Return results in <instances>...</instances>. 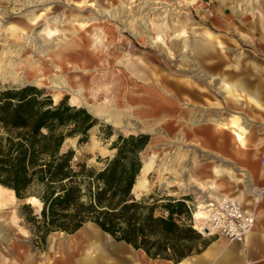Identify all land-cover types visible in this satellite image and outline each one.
Masks as SVG:
<instances>
[{
	"label": "rangeland",
	"instance_id": "rangeland-1",
	"mask_svg": "<svg viewBox=\"0 0 264 264\" xmlns=\"http://www.w3.org/2000/svg\"><path fill=\"white\" fill-rule=\"evenodd\" d=\"M202 1L0 0V88H42L54 104L66 99L70 106L83 107L96 117L101 124L90 130L89 141L76 150L77 157L91 165L98 164L97 157L113 155L109 147L117 135L148 134L149 144L141 160L147 158L150 166L145 174L141 172L138 179H144V188L133 191L134 196L188 195L194 215L199 206L215 199V189L189 173L191 165L185 154L193 153L197 164L200 157L195 150L161 146L153 113L144 119L120 116L115 122L109 105L120 109L126 98L156 96L159 110L158 89L168 92L170 82L178 81V85L195 87L209 97L206 119L221 123L224 120L219 119L227 121L237 115L255 129L264 128V108L253 105L244 91H238L239 99L234 100L219 84L221 79L244 84L246 90L258 91L264 103V0H231L236 16L220 26L203 21L198 11ZM203 31H210L218 43L214 40L206 54L196 55L205 47L200 36ZM59 51L65 52L70 63H62L61 69L52 67ZM132 61L146 69L147 79L129 72ZM28 62L40 72L36 74ZM54 76L65 78L69 88L52 87ZM106 125L112 128L109 139L104 138ZM69 147H76V138L64 142L63 149ZM240 188L225 196L240 198ZM251 199L244 195L241 200L249 208ZM39 210L38 201L17 200L0 187V264H59L69 234L51 232L41 245L28 222ZM194 220L192 216L193 226H201Z\"/></svg>",
	"mask_w": 264,
	"mask_h": 264
},
{
	"label": "trees",
	"instance_id": "trees-1",
	"mask_svg": "<svg viewBox=\"0 0 264 264\" xmlns=\"http://www.w3.org/2000/svg\"><path fill=\"white\" fill-rule=\"evenodd\" d=\"M101 122L66 99L54 104L31 85L0 88V187L17 200L35 198L39 214L28 219L41 245L51 232L73 234L92 223L116 242L151 259L180 262L206 244L192 223V199L143 195L132 189L142 168L148 134L117 135L110 157L91 165L77 157ZM105 139L112 128L105 126ZM76 138V147L63 149Z\"/></svg>",
	"mask_w": 264,
	"mask_h": 264
},
{
	"label": "crops",
	"instance_id": "crops-1",
	"mask_svg": "<svg viewBox=\"0 0 264 264\" xmlns=\"http://www.w3.org/2000/svg\"><path fill=\"white\" fill-rule=\"evenodd\" d=\"M198 9L203 21L211 26H220L234 19L237 11L231 0H203ZM200 36L205 47L196 51V55L206 54L213 41H217L210 31H203ZM128 70L138 79L149 77L142 65L137 69L128 64ZM219 84L234 100L239 99L238 91H244L253 105L264 108L258 91L246 90L244 84H230L223 79ZM158 90L160 107L158 110L157 104L154 123L155 130H159L160 145L169 144L171 150L174 146L195 150L200 157L197 164L191 150L185 154L191 165L189 173L203 185L214 188V198L241 186L240 198L247 195L253 204L247 208L239 195L235 198L242 202L246 211L253 213L255 223L252 231L241 242L228 241L218 235L205 237L206 244L198 252L174 263L151 259L143 251L116 242L89 223L88 228L81 227L68 235V240L61 247L64 257L57 259L59 264H264V198L256 200L253 194L264 186V128L255 129L237 115L227 117V121L219 119L224 120L221 123L206 119L204 115L208 112V105L205 101L209 97L195 87H184L178 85V81L176 84L171 81L168 92L162 88ZM235 129L241 134L238 135Z\"/></svg>",
	"mask_w": 264,
	"mask_h": 264
},
{
	"label": "built area",
	"instance_id": "built-area-1",
	"mask_svg": "<svg viewBox=\"0 0 264 264\" xmlns=\"http://www.w3.org/2000/svg\"><path fill=\"white\" fill-rule=\"evenodd\" d=\"M264 162V158H262ZM256 200L264 198V186L254 191ZM206 218L200 230L194 226L202 237L211 235L223 236L228 241H243L252 231L255 223L253 213L244 209L242 202L235 198L219 195L214 200L207 203Z\"/></svg>",
	"mask_w": 264,
	"mask_h": 264
},
{
	"label": "bare ground",
	"instance_id": "bare-ground-1",
	"mask_svg": "<svg viewBox=\"0 0 264 264\" xmlns=\"http://www.w3.org/2000/svg\"><path fill=\"white\" fill-rule=\"evenodd\" d=\"M51 33L52 32H49V34H51ZM65 48L67 49L68 46H66ZM64 53H65L64 51H59L56 54V57H55L56 64H55V62H52V67L61 69V65L63 66L64 63L67 65L70 64L68 60L67 61L65 60L66 54H64ZM26 64L28 67L32 68L33 71L36 72V74H38L40 72V69H38L37 67H33V65L30 62H28ZM57 64H59V65H57ZM130 65L133 67H136V68H140V66H141V64L136 62V61H132ZM34 72H33V74H35ZM43 72L41 73V76H45V74ZM51 84H52V87L57 88L59 90L60 89H66L67 90L69 88L67 86V82L65 81V78L63 79V78L57 77V76H54V78L51 79ZM124 100H125V103L122 105V107L120 109H118V107H115L114 105H109V108L112 107L109 110L110 115L113 117V120L115 122H117L120 119V116H124L127 118L131 117V116H135L138 119H144L150 113H153L155 115L157 112V104H158L157 97H154V98L146 97V98H140V99L129 97V98H126ZM125 127L128 128L127 126H125ZM235 132L238 135L241 134L237 129H235ZM147 161H148V159H146V161L144 162V164L141 168L142 174H145L149 170L150 165ZM141 172H140V175H141ZM140 175H139V177H140ZM144 183H145L144 179H138L136 181L134 187H133V191L136 192V191L142 190L144 188ZM32 200L37 201L35 198H32ZM208 206L209 205H207V204L199 206L198 211L195 212L193 215L194 219H195L194 222L201 225L199 227L200 230H202V229L206 230V227H203V223H204L203 221L206 218L205 214H207V210L204 211V209L207 208Z\"/></svg>",
	"mask_w": 264,
	"mask_h": 264
},
{
	"label": "water",
	"instance_id": "water-1",
	"mask_svg": "<svg viewBox=\"0 0 264 264\" xmlns=\"http://www.w3.org/2000/svg\"><path fill=\"white\" fill-rule=\"evenodd\" d=\"M146 159H147V158H145V159L142 160V162H141V163H142V166H143L144 162L146 161ZM140 172H141V170H140ZM139 175H140V173H139ZM132 193H134V192H133V189H132Z\"/></svg>",
	"mask_w": 264,
	"mask_h": 264
}]
</instances>
